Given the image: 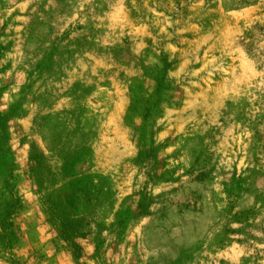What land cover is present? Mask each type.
Here are the masks:
<instances>
[{
	"label": "rangeland",
	"instance_id": "obj_1",
	"mask_svg": "<svg viewBox=\"0 0 264 264\" xmlns=\"http://www.w3.org/2000/svg\"><path fill=\"white\" fill-rule=\"evenodd\" d=\"M17 198L0 264H264V0H0Z\"/></svg>",
	"mask_w": 264,
	"mask_h": 264
},
{
	"label": "trees",
	"instance_id": "obj_2",
	"mask_svg": "<svg viewBox=\"0 0 264 264\" xmlns=\"http://www.w3.org/2000/svg\"><path fill=\"white\" fill-rule=\"evenodd\" d=\"M17 198L5 214L0 216V257L10 260L14 263V251L19 245L22 235L17 225V215L21 206Z\"/></svg>",
	"mask_w": 264,
	"mask_h": 264
}]
</instances>
